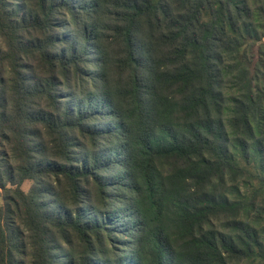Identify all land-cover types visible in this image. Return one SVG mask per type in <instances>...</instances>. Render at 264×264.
<instances>
[{"label": "trees", "instance_id": "1", "mask_svg": "<svg viewBox=\"0 0 264 264\" xmlns=\"http://www.w3.org/2000/svg\"><path fill=\"white\" fill-rule=\"evenodd\" d=\"M0 190V264H264V0H0Z\"/></svg>", "mask_w": 264, "mask_h": 264}, {"label": "rangeland", "instance_id": "2", "mask_svg": "<svg viewBox=\"0 0 264 264\" xmlns=\"http://www.w3.org/2000/svg\"><path fill=\"white\" fill-rule=\"evenodd\" d=\"M6 149V155L7 157H9L11 155V151L8 147L5 148ZM10 158V157H9ZM34 184L33 181L31 180H24L21 183V189L24 192H27L29 190V188ZM0 204H2V190H0ZM28 253V252H27ZM22 264H30V258L28 256V254H26L25 258L23 259Z\"/></svg>", "mask_w": 264, "mask_h": 264}]
</instances>
